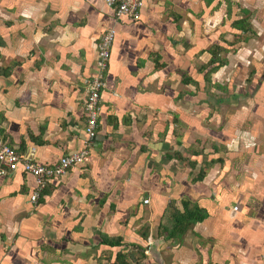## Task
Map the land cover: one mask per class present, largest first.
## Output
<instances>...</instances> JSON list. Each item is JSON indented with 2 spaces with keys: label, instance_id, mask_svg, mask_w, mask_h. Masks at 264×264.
Instances as JSON below:
<instances>
[{
  "label": "crops",
  "instance_id": "1",
  "mask_svg": "<svg viewBox=\"0 0 264 264\" xmlns=\"http://www.w3.org/2000/svg\"><path fill=\"white\" fill-rule=\"evenodd\" d=\"M253 1L264 9V0H183L185 9L174 14L164 1L144 0L141 20L132 21L116 19L102 0H0V18L6 24L5 59L14 62L0 64V68L11 67L8 75H0V113L4 109L0 142L9 143L23 156L33 155L39 163H54L65 154L88 150L84 161L53 179L36 203L29 200L35 186L31 175L0 176V264H264V101L257 108L261 117L255 114L252 118L256 124L252 132L261 144L251 145V151L255 150L260 165L252 167L247 162L243 175L236 177L234 169L235 177L230 179L236 180L231 188L237 194L243 191L242 201L238 200L241 204L233 203L239 208L220 212L224 208L218 204L215 214L207 212V198L217 200L224 184L216 195L211 194L215 188H209L205 200L199 193H191L190 201L207 212L197 225L199 242L185 244L179 236H169L166 229L173 224L169 221L157 237L162 240L160 245H169L161 257H116L118 251L127 252L133 244L141 246L138 241L146 237L133 231L139 224L148 223L149 235L155 228L162 230L169 198L176 199L185 188L181 187L182 167L175 164L177 156L184 159L178 153L184 143L172 128L182 116L179 110H171L184 94L172 97L171 72L167 88L163 68L174 61L181 63L185 57L187 63L200 57L207 52L209 40L208 54L211 57L215 50L218 55L223 34L239 33L233 26L237 20H244L243 34L246 30L253 34L247 25L249 11L240 5ZM195 11L200 12L196 17L192 15ZM109 27L115 30V38L103 72L106 87L100 97L97 133L89 140L83 103L89 81L98 72V41ZM154 28L164 37L155 34ZM260 29L255 30L254 38L264 34V20ZM148 33L152 39L147 45L142 36ZM190 39L194 44L187 49ZM247 40L248 36L239 43ZM226 44L223 47L229 48L235 42ZM183 45L187 50H177ZM254 51L260 53L259 58L252 55ZM163 52L171 62H161ZM248 54L254 65L250 75L255 73L261 79L258 93L263 95L264 44L247 48L245 56ZM209 59L202 62V69ZM11 85H17L15 98L3 93L14 88ZM156 134L163 137L160 143H156ZM172 134L177 137L174 144L169 141ZM127 149L132 153L125 152L123 157ZM157 154L166 159L169 155V161L162 166ZM147 155L152 158L147 168L160 171L152 182L138 172ZM220 162L225 163L223 158ZM205 176L203 172L201 179L194 180L200 182ZM136 201L150 210H136L130 216L129 208ZM182 212L183 207L178 210ZM108 238H120L121 245H108L104 241Z\"/></svg>",
  "mask_w": 264,
  "mask_h": 264
},
{
  "label": "rangeland",
  "instance_id": "2",
  "mask_svg": "<svg viewBox=\"0 0 264 264\" xmlns=\"http://www.w3.org/2000/svg\"><path fill=\"white\" fill-rule=\"evenodd\" d=\"M162 1L170 5L168 11L171 13H180V11L183 12V9H185L183 0H161V2ZM240 5L249 11L250 20L247 21V25H250V30L253 34H249V31L247 30L244 31L246 34L242 33L243 30L239 31L241 28L240 25L242 24H239L240 20H237L233 26L238 28L237 30L239 33L236 35L229 33L223 34L224 39L220 44L222 47H220L218 55L213 57L214 61L211 64H206L203 69L201 68L202 62L212 58V56L210 57V54H208L209 52L211 53L210 47L212 45V41L209 40L210 43L208 45L209 48L207 49V52L201 54L200 57H195L191 60L188 59V63L186 60L187 57H185L184 60L182 59L183 61L181 63H179V61H174L163 68V72L166 75L164 83L167 88L169 80H171V78L173 79V82L169 85V87H171L172 97H176L180 92L184 94V98L181 99V101H178L179 106H171V110L174 112L179 110L182 116H178L181 122L175 120L176 122L174 121L172 123V128L175 132H177L176 134H178L181 138L180 140H183L184 143L183 147H179L180 150L178 153L179 155H184L185 160H181V158L177 156L175 164H177L179 168L182 167V169L180 168L183 184L181 187L185 188L184 191H182V194L176 197V199L169 198V202L167 203L165 209V214L167 215L164 217V226L162 227V230H160L161 227H159V230L155 228V231L153 230L154 232L152 231L153 233L149 235L148 223L145 222L142 225L139 224L136 227L134 226L135 228H133V231L135 234L146 237L144 239L141 238L138 241L142 248L145 247V251L141 254L137 245L133 244V246L127 248V252H125L127 255L135 254L137 256V254L139 255L140 253L141 255L147 257H155V255L157 257H161L160 254L166 250V245L168 244L160 245L162 240H157V237L165 232V225L167 222H172L173 213L175 212L173 211V208L182 210V202L188 200L190 201L191 193L194 195L197 194L196 196H198L199 193V196H203L201 199L205 200L204 198L209 188L214 187V190L211 189V194L216 195L217 192L220 191L224 185H226V188L224 187L225 190L222 188V193H218L219 196L217 200L214 198H207V201H209L206 207L208 213L214 212L215 214L218 209V204L221 208H224L220 211L223 212L227 209V207L231 208L233 203L236 201H242V198L239 196L243 195V191H240L237 194L235 190L231 188V183L236 182V180L231 181L235 177L234 174L238 172L236 177H241L244 173L242 169H245V171L247 169L245 168L247 167V162H250V166L252 167H258L260 165L259 157L254 155L255 150L253 149V151H251V148H253L251 145L256 143L257 146H259V144H261V140L264 142V132L262 133L261 140L259 139V136L253 134L252 130L256 127V124L252 118L255 114L258 117H261L257 112V108H259L260 104H263L264 94L259 95L258 93L260 90L261 79L258 81V76L254 75L255 73L250 75L254 65L249 63L251 62V60H249L250 54L245 56V53L246 49L249 47L251 49H258L259 45L262 43L264 44V34L260 36L261 39L259 38L260 33L257 38H254V35L256 34L255 30H258V32L261 31V22L264 20V9L262 4L254 3V1L249 4L241 2ZM261 9L262 11L260 14L256 12V10ZM196 14H200V12L195 11L192 15L196 17ZM244 15L245 14H240V16ZM0 16L3 17L2 10ZM241 21H243V19H241ZM4 22L5 21H3V19L0 20V64H14V62L9 58L5 59L6 53L4 51V41L7 40V36L4 32V27L6 25ZM251 24H253L255 30ZM154 29L156 32L155 34L162 38L164 37V34L160 31V29ZM247 36L248 40L246 43H239L240 40L242 41L246 39ZM142 39L146 41V44L148 45L152 36L148 33L143 35ZM229 41L235 42V45L229 48L223 47L226 46V43ZM192 44H194V39H190L187 46H179L177 50H187ZM185 46L187 49H185ZM252 55L259 58L260 53L254 51ZM20 56L21 58H19L24 61L25 57L23 55ZM155 57L156 54L154 53L152 59ZM161 57L163 58L161 62H171L169 56L164 54V52L161 54ZM156 59L158 62L160 61V59ZM157 61H155L156 65L158 63ZM32 63H34V61H32ZM170 72L171 74L169 76H171V78H167V75ZM201 75L206 76L203 77ZM1 79L5 83H8V79L6 77L1 76ZM11 86L14 88H11V90L6 88L3 93L11 95L15 98V89L17 88V85ZM164 87L163 89L165 90L166 88ZM19 96L20 95L17 97L19 98ZM3 110L4 109H1V115ZM172 117L173 115H171L170 118L172 119ZM1 120L2 118H0V124ZM161 138L163 137L156 134V143H160ZM231 138L232 141H230ZM176 139L177 137L172 134L169 141L171 144H174ZM249 139H252L250 141L253 142L250 143ZM195 151L196 154L194 153ZM125 152L127 155L128 152L132 153V150H124L123 157L126 156ZM235 152L238 153L235 154ZM149 155L144 156V159L146 160L145 165H141L142 167H139L138 169V172L143 173L142 178H144L146 182H152L151 180L156 176L158 178V175L160 174V171L152 169L154 168L153 166L152 168H147V163L152 159ZM157 155V161L163 162L162 166H164V163L169 161V155L167 159L166 155ZM220 158L224 159L225 163L223 165L222 162H220ZM188 160L189 162H187ZM213 160H215V162L212 163ZM165 166L167 167V165ZM189 166L191 167V170ZM166 169L167 168H165V170ZM234 169H236V171L233 174L232 172ZM201 171H203L206 176L202 181L197 182L194 179L197 178V173ZM161 174L163 173L161 172ZM258 182L259 181H256V185L259 187ZM217 185H219V187ZM228 185H230V189L228 188ZM241 186L242 185L240 184L239 187L241 188ZM240 201L236 204H241ZM140 209H143L145 213L150 210L148 205L142 206L140 201H136L135 206L129 208V215H133L136 210L138 211ZM204 224H206V222ZM197 225L198 222H194L189 227L185 225L181 226L183 228V234H180L179 238H181L180 240L183 241V243L187 244L192 241L195 242L197 239L198 242L200 241V236L198 235L199 233H197ZM172 226L173 224L170 227L168 226L167 230L171 231Z\"/></svg>",
  "mask_w": 264,
  "mask_h": 264
},
{
  "label": "built area",
  "instance_id": "3",
  "mask_svg": "<svg viewBox=\"0 0 264 264\" xmlns=\"http://www.w3.org/2000/svg\"><path fill=\"white\" fill-rule=\"evenodd\" d=\"M111 10L116 19L127 17L132 21L141 20V10L144 0H102ZM115 38V30L111 27L104 30L97 44V69L96 75L92 76L89 84V91L83 103L86 124L84 130L91 140L97 133V119L100 112V97L102 90L106 87L103 79L109 65L111 46ZM88 155V150L71 152L59 157L54 163H39L34 160L33 155L23 156L20 151L10 144L0 143V176H8L15 172L24 175H31L34 178L35 186L30 193L29 200L36 203L41 191L53 179L59 178L67 173L70 167L81 164ZM144 203L148 199H143ZM237 205L233 209H237ZM264 258V254L262 255Z\"/></svg>",
  "mask_w": 264,
  "mask_h": 264
},
{
  "label": "trees",
  "instance_id": "4",
  "mask_svg": "<svg viewBox=\"0 0 264 264\" xmlns=\"http://www.w3.org/2000/svg\"><path fill=\"white\" fill-rule=\"evenodd\" d=\"M244 20L243 21H239V24H242L240 25L241 28H240V31L241 30H244L246 29L245 26H243L244 24ZM217 55V52L215 50L212 51V58L209 60V64H211L213 61H214V56ZM10 72V68L9 67H6V68H0V75H8ZM206 75H204L203 77H205ZM1 143V142H0ZM5 142H2L1 144H3ZM6 144H9V143H6ZM22 174V173H21ZM24 175V174H23ZM203 176V171H201L199 174H198V179H201ZM49 184V183H48ZM182 207H183V212L182 213H178V210L176 208H173V211H177L176 213L174 212L173 213V217H172V222H173V226H172V229L171 231H168L166 229V231L168 232V235L169 236H172V237H178L180 233L183 232V228L181 226H190L192 223L194 222H199V221H202L205 216H206V213L205 211L200 208L198 206L197 203L195 202H190L189 200L188 201H183L182 202ZM108 245L110 246H119L121 245V239L120 238H112V239H105L104 240ZM141 254L144 253L145 251V247H141V246H138ZM139 253L140 256H143ZM137 254V256H139ZM124 256H128L125 252H120L118 251L116 253V257H124ZM129 256H136L135 254H130ZM124 262V261H123ZM125 263V262H124Z\"/></svg>",
  "mask_w": 264,
  "mask_h": 264
}]
</instances>
